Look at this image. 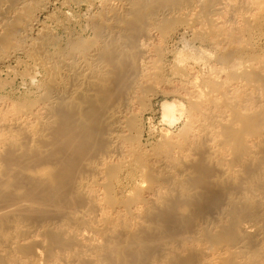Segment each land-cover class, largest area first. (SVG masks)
Here are the masks:
<instances>
[{"label": "bare ground", "instance_id": "obj_1", "mask_svg": "<svg viewBox=\"0 0 264 264\" xmlns=\"http://www.w3.org/2000/svg\"><path fill=\"white\" fill-rule=\"evenodd\" d=\"M263 35L264 0H0V264H264Z\"/></svg>", "mask_w": 264, "mask_h": 264}, {"label": "rangeland", "instance_id": "obj_2", "mask_svg": "<svg viewBox=\"0 0 264 264\" xmlns=\"http://www.w3.org/2000/svg\"><path fill=\"white\" fill-rule=\"evenodd\" d=\"M263 39H264V35H263ZM262 39V43H264V40Z\"/></svg>", "mask_w": 264, "mask_h": 264}]
</instances>
